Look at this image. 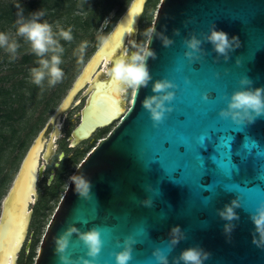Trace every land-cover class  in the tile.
<instances>
[{
    "label": "water",
    "instance_id": "95a60500",
    "mask_svg": "<svg viewBox=\"0 0 264 264\" xmlns=\"http://www.w3.org/2000/svg\"><path fill=\"white\" fill-rule=\"evenodd\" d=\"M145 2L132 1L104 46L86 63L50 124L53 125L60 111L71 105L74 98L64 107L69 97L72 94L75 97L82 89L88 98L73 136L84 140L99 125L112 122L113 113L93 116L96 94L107 90L105 84L96 81L103 61L101 54L107 55L112 37L123 27L135 4L141 6L134 14L136 23L131 33L136 31ZM152 24L173 43L165 47L153 35L150 47L156 57L147 61L152 79L135 95L131 94L128 107L110 133L75 166L72 175L83 173L91 181V197L80 198L71 186L66 188L45 232L35 264H60L54 251V237L70 224L80 232L94 227L101 229L103 246L95 264H115L114 254L121 250L128 236L137 241L129 264H156L153 250L158 247L167 250L169 231L176 225L186 238L172 246L168 253L169 264H173V259L183 249L194 246L211 253L205 264H264V248L252 243L254 226L249 219V213L264 202V116L248 125H237L230 118L219 116L231 94L241 88L242 77H248L253 87L264 86V0H161ZM212 25L229 36L237 35L241 41V47L230 52L227 60L206 40ZM192 35L202 41V51L197 53L199 59L185 56L184 41ZM87 73L88 80L82 84ZM158 80H169L176 87L170 89L174 92V99L168 105L171 111L161 123L155 124L142 102L156 94L152 85ZM85 129H89L87 135H83ZM210 129L238 132L222 140L215 153L207 140V148H201ZM185 132L186 135L181 134ZM42 135L40 133L30 147L3 200L0 229L6 222L12 197L31 155L33 170L39 171L40 156L35 147ZM165 142L170 145L167 149L163 148ZM180 145L186 149L183 155L176 151ZM183 146H180L181 151H184ZM199 148L203 157L199 155ZM204 159L206 172L201 177V186L199 177L205 171ZM230 171H233L231 180L225 179ZM32 178L23 196V219L30 212L32 190L37 192L34 174ZM146 199L152 201L150 207L142 203ZM233 199H238L241 207L236 209L239 219L233 221L236 227L229 241L223 232L225 221L217 213ZM19 251L20 248L17 253ZM86 252L83 242L73 233L65 254L79 264L81 257L92 259Z\"/></svg>",
    "mask_w": 264,
    "mask_h": 264
},
{
    "label": "rangeland",
    "instance_id": "374dc122",
    "mask_svg": "<svg viewBox=\"0 0 264 264\" xmlns=\"http://www.w3.org/2000/svg\"><path fill=\"white\" fill-rule=\"evenodd\" d=\"M22 1L28 3L39 0ZM53 1L44 0L45 5L51 8L44 11L41 19L53 25L59 22L65 29L71 27L73 35L70 42L60 41L65 48L64 62L61 65L64 77L53 87H49L45 81L41 90L30 82L29 71L37 66V57L30 51V45L22 37L16 36L15 25L7 23L0 27V32L8 33L10 40H16L20 45L14 59L0 49V213L3 200L9 193L30 147L40 133L49 138L52 116L86 63L100 47L97 37L109 35L133 0H66L59 5H54ZM160 1L146 0L133 40L139 43L145 39L143 32L152 25ZM130 40L126 44L128 48ZM83 41H87L88 46L83 62L77 63L78 57L73 52ZM131 94L129 89L123 95L127 107ZM87 98L85 90H80L71 105L61 112V130L54 140L55 149L46 166L42 161L41 166H45L43 176L37 181V196L30 205L32 213L27 236L18 252L16 264H35L45 232L75 166L110 133L119 120L117 118L109 125L98 128L74 146L73 130L79 125L80 112ZM53 174L55 179L49 185V177Z\"/></svg>",
    "mask_w": 264,
    "mask_h": 264
},
{
    "label": "clouds",
    "instance_id": "9594fccd",
    "mask_svg": "<svg viewBox=\"0 0 264 264\" xmlns=\"http://www.w3.org/2000/svg\"><path fill=\"white\" fill-rule=\"evenodd\" d=\"M16 7L18 8L15 21L16 36L22 37L30 45V51L37 57V66L32 67L29 71L30 82L39 86L41 90H43L45 81L49 87H53L61 82L64 77V70L61 65L64 62L65 48L60 41H72V29L71 27L65 29L59 22L53 25L46 20H42L41 18L44 16L42 10L30 13L31 18L29 19L24 16L23 8L20 4H17ZM176 34H179L178 30H176ZM143 35L145 39L142 42L138 43L135 40H130L129 45L132 50L129 51V48L126 47L111 62V67L105 69L114 94H125L131 89L132 94L135 95L140 87H146L152 79L147 61L149 58L155 59L156 57V53L150 47L153 35H156L165 47L173 43L172 39L164 35L163 32H157L155 24L146 28ZM97 39L101 47L107 41L105 36H98ZM206 40L213 45L215 52L223 56L225 60L229 58L230 52L241 47V41L237 35L229 36L227 32L218 29L215 25L211 26ZM184 43L187 49L185 56L189 59H199L197 53L202 51V41L192 35ZM19 46L16 40H10L8 33L0 32V49L10 54L11 58H15ZM87 46L88 42L83 41L74 50L73 55L78 57L77 63L83 62ZM237 63L239 64L240 61L238 60ZM252 83L246 76L240 79L241 88L234 91L228 98L227 106L219 112L220 117L230 118L237 125H248L254 123L258 117L264 116V86L253 87ZM175 87L176 85L169 80L155 81L152 85V91L156 94L143 100L142 105L155 124L161 123L165 118V114L171 111L168 105L174 99V92L170 91V89ZM62 159L63 155L60 157V160ZM46 164L47 161H45V166ZM53 179H55L54 174L49 177V185ZM69 186L72 187L74 194L78 197L84 199L91 197L92 183L83 173L71 175L65 187L68 189ZM142 203L144 206L150 207L152 201L146 199ZM239 207H241L239 200L233 199L223 209L218 210L217 213L225 221L223 232L229 241L236 227L233 221L239 219L236 212ZM249 219L254 226L251 234L252 243L258 248H264V202H261L255 211L249 213ZM73 233L78 235L79 240L86 247V255L92 258L85 259L81 257L79 264H95V258L103 246L101 229L94 227L88 231L80 232L71 224L59 236L54 237V251L59 256L60 264H77L76 261L65 254ZM185 238L180 226H173L169 231V247L167 250L159 247L153 250L152 255L156 264H169L168 253L172 250V246H175L180 240ZM136 243L137 241L133 236L126 237L121 250L114 254L115 264H129V261L133 259L132 252ZM210 256L211 253L200 246L188 247L183 249L179 256L173 259V264H205V261Z\"/></svg>",
    "mask_w": 264,
    "mask_h": 264
},
{
    "label": "bare ground",
    "instance_id": "6f19581e",
    "mask_svg": "<svg viewBox=\"0 0 264 264\" xmlns=\"http://www.w3.org/2000/svg\"><path fill=\"white\" fill-rule=\"evenodd\" d=\"M140 7L141 6L135 4L131 12L126 17L123 23V27L120 28V30L116 33V35L112 37L111 42L109 46L107 47V50H109L107 55H105L106 53L101 54L103 61L99 67V69L101 68L100 75L99 74L97 75L96 81H100L102 85L105 84L106 85L105 87H107V90L106 92L99 91L95 96V100L93 102L94 104L92 107L94 111L93 112L94 117L98 115H102V114L110 115L113 113V115L115 114V116L111 119V121L113 122L115 119L120 118V116L124 113V110L127 108V101L123 98L124 94H118L119 98L120 97L123 98V100H120L119 98H117V94H114L112 92V86L109 83V78L106 75L105 69L111 67V62L115 60L124 51V49L127 46L126 44H127L128 39L133 40L135 31L133 32V34L131 32L136 23L134 14L136 13L137 10L140 9ZM121 32L124 34L122 35ZM124 39H125V42L122 43ZM131 50L132 49H130L129 47V51ZM98 58H101V57H98ZM88 77L89 76L87 73L82 79V84H84L86 80H88L87 79ZM92 84L93 82H91V85ZM90 87L92 88V86ZM91 88L89 89L91 90ZM72 98H74L73 94L67 100L64 106L65 108L68 107V105L71 103ZM60 115H61V111L58 113V115L54 119L51 134L49 135V138L47 137L45 138L44 135H42L41 138L39 139V142L37 143L39 145H36L35 147L36 154L39 153V156H40L39 157V171L37 170V172L35 173V170H33L34 165L31 163V160H32V155H31V157L28 160V163L25 166V170L23 172L21 180L19 184L17 185V188L14 192V195L10 203V210L8 211V214H7L6 222L0 229V264H16V260L18 257L17 251L19 250V248L21 249V243L23 241V238L26 237L27 232H28V223L31 218L30 205L35 201L37 192L35 190H32L34 193V196L30 198V203L28 205V209L30 210V212L28 213V216L24 219L22 218V213H21L22 206H24L25 204L23 196L25 195L27 186L30 185V183L32 182L30 178H32L33 174H34L36 181L41 179L42 172L44 169V167L42 168L41 163H40L41 156L44 158L45 161H48L54 152L55 145L53 143H54L55 138L58 137L60 130H61ZM107 125H109V123L105 125L101 124L98 127H96L95 130H97L98 128L105 127ZM85 130H86L84 132L85 134L83 135H87V133H89V129H85ZM79 141L80 139H77L76 137L72 136V142L74 146ZM46 146H47V149H46ZM10 245H11L10 247L11 249H9Z\"/></svg>",
    "mask_w": 264,
    "mask_h": 264
},
{
    "label": "trees",
    "instance_id": "16d2710c",
    "mask_svg": "<svg viewBox=\"0 0 264 264\" xmlns=\"http://www.w3.org/2000/svg\"><path fill=\"white\" fill-rule=\"evenodd\" d=\"M62 2H66V0H54V5H59ZM17 4H20L23 8V14L26 18H31L30 13L42 10L43 12L48 7L45 5L44 0L39 1H32V2H23L22 0H2L0 1V27L4 24L15 25V21L17 19V12L18 8L16 7ZM43 4V5H41Z\"/></svg>",
    "mask_w": 264,
    "mask_h": 264
},
{
    "label": "snow or ice",
    "instance_id": "6c2138e0",
    "mask_svg": "<svg viewBox=\"0 0 264 264\" xmlns=\"http://www.w3.org/2000/svg\"><path fill=\"white\" fill-rule=\"evenodd\" d=\"M235 132H238V131H234V130L223 131V130H218V129H210V130L207 132V134H206V136H205V138H204V140H203V144H204V146L201 147V148H207L208 145L205 144V141L207 140V141L209 142V144H211V145L214 147V152L216 153L217 146L221 143V141H222V140H225V138H227V137L232 136ZM181 134H182V135H186L187 133L185 132V133H181ZM180 146H183V145H180ZM180 146H178V147L176 148V151H177L178 153H180L181 155H183V154L185 153L186 149H185V147L183 146V147H184V151H181V150H180ZM169 147H170V145H169L168 142H165V143L163 144V148L167 149V148H169ZM201 148H199V155H200V156H202V155H201V152H200V149H201ZM226 150H227V149H226ZM213 155H214V154L210 155V159H211V157H212ZM202 157H203V156H202ZM211 160H212V159H211ZM204 168H205V171H204L203 174L199 177V184H200L201 186H203V185L200 183V181H201V177H202V176L205 174V172H206L205 159H204ZM178 169H180V168H178ZM232 175H233V171H230V172L226 173V174H225V179L231 180ZM228 184H229L232 188L236 187V185L233 184V183H228Z\"/></svg>",
    "mask_w": 264,
    "mask_h": 264
},
{
    "label": "flooded vegetation",
    "instance_id": "af4514ba",
    "mask_svg": "<svg viewBox=\"0 0 264 264\" xmlns=\"http://www.w3.org/2000/svg\"><path fill=\"white\" fill-rule=\"evenodd\" d=\"M46 149H47V146H46ZM44 154V153H43ZM42 161L44 162L45 160H44V158L41 156V159H40V163L42 164ZM41 167V166H40ZM45 167V166H44ZM42 176H43V174H42ZM41 176V177H42Z\"/></svg>",
    "mask_w": 264,
    "mask_h": 264
}]
</instances>
